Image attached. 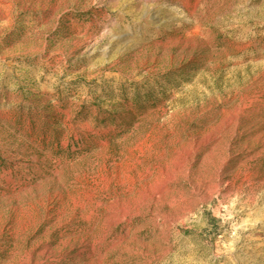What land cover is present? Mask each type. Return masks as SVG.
<instances>
[{
	"label": "rangeland",
	"instance_id": "374dc122",
	"mask_svg": "<svg viewBox=\"0 0 264 264\" xmlns=\"http://www.w3.org/2000/svg\"><path fill=\"white\" fill-rule=\"evenodd\" d=\"M0 264H264V0H0Z\"/></svg>",
	"mask_w": 264,
	"mask_h": 264
}]
</instances>
